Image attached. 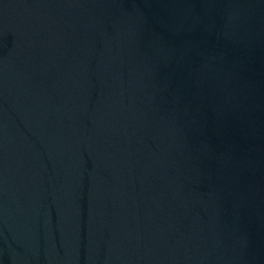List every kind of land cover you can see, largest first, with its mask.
<instances>
[{"label":"water","instance_id":"water-1","mask_svg":"<svg viewBox=\"0 0 264 264\" xmlns=\"http://www.w3.org/2000/svg\"><path fill=\"white\" fill-rule=\"evenodd\" d=\"M0 264H264V0H0Z\"/></svg>","mask_w":264,"mask_h":264}]
</instances>
